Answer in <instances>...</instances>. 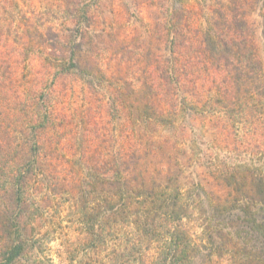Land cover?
<instances>
[{"label": "trees", "instance_id": "trees-1", "mask_svg": "<svg viewBox=\"0 0 264 264\" xmlns=\"http://www.w3.org/2000/svg\"><path fill=\"white\" fill-rule=\"evenodd\" d=\"M138 1L0 0V264H264V0Z\"/></svg>", "mask_w": 264, "mask_h": 264}, {"label": "rangeland", "instance_id": "rangeland-1", "mask_svg": "<svg viewBox=\"0 0 264 264\" xmlns=\"http://www.w3.org/2000/svg\"><path fill=\"white\" fill-rule=\"evenodd\" d=\"M107 1H110L111 4H112V7H114L117 10L120 9V8H122V5L123 4H126L127 6H130L131 3H132V0H107ZM140 2H141V0L138 1V5H137L138 10H140V12L138 13L139 14V17L142 18V21H144V22H151V20H152V14H153V11H152L153 9L152 8H154V7L153 6H149V5L148 6L147 5H141ZM250 21H251L252 25L254 26V41H255V44L257 46L258 54H259L260 58L262 59L263 67H264V39H263V36H262L261 18L259 16L257 10L251 12V14H250ZM137 26H138V29L140 31H142L141 29H143V27L142 26H139L138 23H137ZM132 27H134V26L132 25ZM127 33H128L127 34L128 36H133V35H136L138 32H135V30H133V29H129ZM77 96H78V98H80L79 97V94L78 93H75L74 94V97H77ZM103 120L105 122L107 120V118L104 116ZM206 125H208V123H206ZM209 125H211V124H209ZM208 127H210V126H208ZM164 134L167 135L168 133L167 132H164ZM210 137H211V134H209V132H207V130H206L205 137H203V139H208ZM179 140H181V139L179 138L177 141H179ZM178 146L181 147V148H186L187 152L189 151V148H188L187 144H179L178 143ZM224 153H225V151L224 152H220V156H222ZM185 160L186 159L184 158V161ZM185 168H186L185 169L186 170L185 171L186 174H189L187 172H190V171H193V170H197V171H201L202 170L201 168H195L193 166H189L188 167L187 164L185 165ZM210 189L216 190L215 191L216 194H219L220 196H226L225 194H226L228 188H226L225 186L219 185V186H214V188H210ZM203 199H204L203 206H204V208H206L207 205H206L205 202H207L208 197H206V195H204V198ZM209 199L212 200V201L214 200V198L212 196H209ZM223 217H224L223 214L220 215V219H222V221H225ZM64 224H66V226H68V225L71 226L68 222H64ZM72 230H73L72 227H69L67 229H64V234L66 235V233H67L69 237L67 235H66V237L69 238V239H71L72 234H77V232H74ZM59 243H60V240L59 239H56V237L54 238L53 241H51L49 243V246L51 247V251H50L49 254L51 255V258L53 260V263L52 264H66L59 257L60 250H61L60 249L61 246H60ZM243 245L247 247L248 244H245L244 243ZM78 257L79 258H84V255L81 254V253H79ZM201 259H202V257H201ZM198 262H199V259H197V261H195L194 263L195 264H198Z\"/></svg>", "mask_w": 264, "mask_h": 264}]
</instances>
